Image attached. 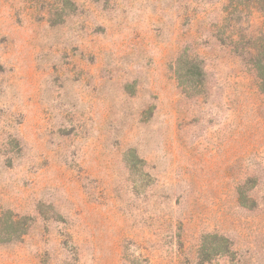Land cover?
<instances>
[{"label": "rangeland", "instance_id": "obj_1", "mask_svg": "<svg viewBox=\"0 0 264 264\" xmlns=\"http://www.w3.org/2000/svg\"><path fill=\"white\" fill-rule=\"evenodd\" d=\"M6 213L0 264H264V0H0Z\"/></svg>", "mask_w": 264, "mask_h": 264}, {"label": "trees", "instance_id": "obj_2", "mask_svg": "<svg viewBox=\"0 0 264 264\" xmlns=\"http://www.w3.org/2000/svg\"><path fill=\"white\" fill-rule=\"evenodd\" d=\"M191 76H195L197 78L201 77V69L199 65L194 62L191 63ZM6 217V221L3 223L2 217H0V244L15 242L21 237H23L26 233V229L23 227V223L21 220H18L16 216H13L10 213L4 214Z\"/></svg>", "mask_w": 264, "mask_h": 264}]
</instances>
